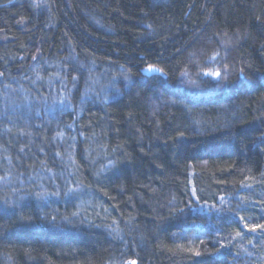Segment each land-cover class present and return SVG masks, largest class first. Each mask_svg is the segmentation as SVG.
<instances>
[{
	"label": "trees",
	"instance_id": "16d2710c",
	"mask_svg": "<svg viewBox=\"0 0 264 264\" xmlns=\"http://www.w3.org/2000/svg\"><path fill=\"white\" fill-rule=\"evenodd\" d=\"M1 180L0 264H264V0H0Z\"/></svg>",
	"mask_w": 264,
	"mask_h": 264
},
{
	"label": "rangeland",
	"instance_id": "374dc122",
	"mask_svg": "<svg viewBox=\"0 0 264 264\" xmlns=\"http://www.w3.org/2000/svg\"><path fill=\"white\" fill-rule=\"evenodd\" d=\"M149 69H151V72H154V73H158V74H163L161 71L158 70V68H156L155 66H152L150 67ZM186 74V75H185ZM183 76L184 79H186V81H194L192 78H190V76L188 75L189 73H185ZM205 77H214V78H218L219 77V73H215V71L213 70H207L204 74ZM0 183H2V180L0 181ZM212 209L211 206H208V205H199L196 207L195 211L197 210H200V211H203V212H208ZM127 264H134V262H128Z\"/></svg>",
	"mask_w": 264,
	"mask_h": 264
},
{
	"label": "snow or ice",
	"instance_id": "6c2138e0",
	"mask_svg": "<svg viewBox=\"0 0 264 264\" xmlns=\"http://www.w3.org/2000/svg\"><path fill=\"white\" fill-rule=\"evenodd\" d=\"M260 227H264V225H261ZM252 230H255V228H253ZM197 254H199V253H197Z\"/></svg>",
	"mask_w": 264,
	"mask_h": 264
}]
</instances>
